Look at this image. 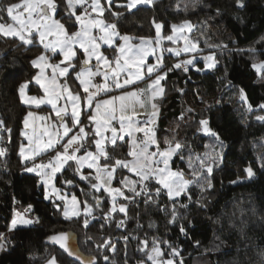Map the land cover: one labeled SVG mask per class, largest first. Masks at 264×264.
Here are the masks:
<instances>
[{
  "label": "trees",
  "instance_id": "trees-1",
  "mask_svg": "<svg viewBox=\"0 0 264 264\" xmlns=\"http://www.w3.org/2000/svg\"><path fill=\"white\" fill-rule=\"evenodd\" d=\"M17 1L0 0V7ZM126 2L113 0L110 7L105 5L103 19L107 24L115 23L119 34L135 40L155 37L158 23L163 25L165 37L174 25L185 21L193 23L199 35L201 28L210 31L214 46L204 53L214 55L216 65L212 70L203 71L201 59L194 66L187 65L188 70L184 71L173 66L182 63L185 56H165L162 71L173 70L167 72L163 81L164 94L158 99L160 110L155 125L161 147H167L165 138L173 145L176 142L182 145L171 165L182 170L193 183L187 195L174 200L165 191L156 203L149 204L144 203L143 195L127 201L120 197L117 206L127 205V214L117 208L108 218L112 208L110 196L93 189L89 180L81 179L82 173L71 161L57 175L55 183L61 190L75 194L83 206L87 201L94 214L65 219L61 205L46 200L40 177L26 170L29 163L20 155L23 121L29 108L22 102L19 88L28 82L31 95L43 94L35 82L37 69L32 61L44 49L35 40L33 45H25L16 38L0 36V120H3L0 148L6 149L0 156V241H4L0 264H47L52 258L58 264H78L45 244L50 235L68 231L78 236L80 250L94 257L97 264L147 263L153 239L163 252L161 258L174 259L175 264L181 259L183 264H264V119H258L264 117L261 107L264 70L259 73L252 67L254 62L264 61V0H244V7H238L236 0H156L133 11L124 7ZM56 3V17L70 33L74 32L78 24L74 17L67 18L65 0ZM80 11L78 8L77 13ZM0 16L7 20L6 13L0 12ZM112 50L115 48H104L110 56ZM70 76H74L73 71ZM73 89L77 91L75 84ZM87 115L89 112H84L81 117L88 131L85 149L93 145V126ZM201 120L208 121L207 127L218 138L203 131ZM107 150L110 157L131 159L127 140ZM205 153H210L212 158ZM197 156L204 160V165L196 160ZM190 157L192 167H189ZM103 163L111 165L113 161ZM207 167L212 168L211 173L206 171ZM247 168L253 170V177L248 178ZM193 170L198 175L193 176ZM83 173L95 183L87 170ZM121 179L140 178L118 168L114 184L121 186ZM146 183L151 189L160 187L154 181ZM136 187L139 190L143 185ZM123 189L126 196H132L128 189ZM16 209L30 210L36 223L10 231ZM85 219L87 227L83 223ZM120 220L125 222L123 227H117ZM172 248L179 250L178 257L171 255Z\"/></svg>",
  "mask_w": 264,
  "mask_h": 264
},
{
  "label": "snow or ice",
  "instance_id": "snow-or-ice-1",
  "mask_svg": "<svg viewBox=\"0 0 264 264\" xmlns=\"http://www.w3.org/2000/svg\"><path fill=\"white\" fill-rule=\"evenodd\" d=\"M109 6L112 4V0H107ZM153 0H129V2L124 5L128 10L136 8L139 4H150ZM66 8L68 10V19L75 18V22L79 23V30L69 33L65 28V25L60 22V20L55 19V14L57 10L56 0H22V3H12L0 7V12L6 13L10 19L13 21V24L0 23V34L3 36H12L18 38L25 45H33L34 40L43 46V49L47 52L50 51L53 54H56L57 50L63 54L64 63L68 62L67 66L60 67L59 64L52 65L49 64V57L45 54H41L35 60L32 61V64L35 67L41 68V74L35 76V82L38 85L43 87V91L46 94L47 99L37 98L36 96H31L24 98L25 89L28 87V82L22 84L19 88V92L22 98V102L25 104H35L39 107L43 103H48L55 108L56 116L60 117L59 127L57 124H51L49 127L54 129L53 133H49L48 128H45L43 131L37 132L36 129H33L31 134L25 132L24 135L28 140V148L31 153L29 156H25V147L22 145L20 148V155L25 159L31 160L32 167L27 168L29 172L37 171L39 175L47 176L48 173L44 169H50L52 174L61 171L62 167L67 164L69 161H75L77 165L83 166L87 164L89 169L96 168V175L93 177L97 181H102L110 184L113 179V173L116 171V168L127 169L129 172H134L140 179L138 181H129L128 179H121L119 183L128 188V191L132 193V196H126L125 193L120 188H110L108 191L114 193L111 196L113 201V207L111 211L107 214L108 218H111L112 213L117 211L116 199L117 197H123L126 201L133 200L137 196L143 195L144 203H156L157 198L160 196L162 191H165V194L170 200H174L181 196V194L187 195L189 186L193 181L187 179L182 170L173 171L169 166V161L177 154V152L182 148V145L179 142H176L173 145V142L165 138L164 144L167 145L164 149L160 148L159 142L155 138V132L148 128L149 123H155V120L158 116V106L155 103L151 104L153 112L151 116L143 121L137 119L136 106L143 108L145 106V101L141 97L147 92L148 101H151L157 96L163 93L164 89L161 87V81L166 79L167 72L172 71L173 68H169L167 71H160L163 67L161 61L162 56H157L156 65H147L146 58L150 54H155V49L150 48L146 45L144 40H141L139 44L129 43L130 37L120 36L119 32L116 30V24H106L102 19L92 18L91 12H96L99 10L100 14H103V7L100 3V0H65ZM238 7H244V0H236ZM77 7L81 8L82 11L78 15L76 13ZM219 12V10H217ZM114 15L120 16L121 13H115ZM87 17V18H86ZM3 20V17L0 16V21ZM158 33L161 25H156ZM177 26H173L175 31ZM185 28L191 30V22L185 21L183 25L180 26L179 30L183 31ZM93 29H99L102 33L101 35H93ZM120 36V39L124 41L123 44L118 46L119 55L114 57L113 60H109L103 52H101V44L112 47L114 38ZM51 37V39H49ZM168 40H173V36H168ZM77 45L83 50V55L86 56V59L82 62V67L80 72L77 74V79L79 83L83 86L84 92L87 94V107H93V100L101 92H110L113 88L123 89L126 86L133 85L137 81H142L145 79V74L142 73L141 66L144 65L146 68V75L150 81L147 85V88H137L132 91H126L118 96H111L109 99H102L95 103V115H87L89 121L94 122V126L91 128L92 131V142L95 145L96 152L88 151L85 149V154L77 157V153L80 152L81 148L84 147L82 141L88 138V133L85 131V126L82 125L80 121V95L72 94L68 85H60L57 83V71L60 76H64L68 73L70 67H74L71 64L73 58L76 57V52L73 50ZM168 51H173L168 49ZM183 51H191V47L185 45ZM180 51H175V55L179 56ZM95 58V71L89 67L91 60ZM208 63V67H214V58L212 56L205 58ZM184 65V71H187V65H192L193 60H187L182 62ZM114 65V66H113ZM182 64L177 63L173 67L181 68ZM51 67L52 76L47 84H41L42 80L47 79L43 75V68ZM258 72L264 70V61L258 63L254 62L252 65ZM135 68L136 71L132 72L131 69ZM121 73H125L126 76L121 80ZM96 76L103 77V84L93 83V78ZM154 77V78H153ZM111 78V79H110ZM89 87L95 89L94 92L89 93ZM62 91L67 92V100L71 101L72 104V120L73 125L76 128L73 131V128L67 126L64 122L61 113L67 112V107L62 106L56 108V103L62 98ZM242 98L243 91L241 90ZM118 102V103H117ZM251 108V106H249ZM261 107H264L262 105ZM33 116L32 112H28L23 123L25 127H29L28 117ZM182 118V117H181ZM44 119V117H40ZM258 119H264V117H258ZM113 121L116 124H113ZM201 125H203V131L209 132L212 136L218 138V134L211 131L207 127L208 121L201 120ZM0 125H3V120H0ZM118 125V127L116 126ZM60 128L63 129L62 133ZM11 131L10 129H6ZM110 132V136L105 137V133ZM72 133V135H69ZM137 133H143V136L137 140ZM49 136V139L46 143L43 142V138ZM125 136L130 140L128 156L131 159L121 160L115 156H109L104 141L107 139L108 144L114 149L118 146V141L121 143H126ZM54 137H59L55 139ZM67 137V140L64 138ZM96 137H99L98 139ZM59 144L62 151H57L55 157L50 159L47 163H35V157L41 155L46 149L55 150L56 145ZM156 145L155 151H149V149ZM211 147V146H209ZM71 150V152H70ZM6 152V149L0 148V156H3ZM219 155V154H218ZM205 156L211 159L210 153H205ZM100 157H103L105 161L111 160L113 163L110 165L105 163L102 167L97 166V161ZM181 159L184 157L181 156ZM196 160L200 162L201 165H204V160L197 156ZM192 159L189 158V167H192ZM264 167V165H262ZM79 170V169H78ZM206 171L208 173L212 172L211 167H207ZM248 178L254 176L253 170L251 168L245 169ZM202 174V173H201ZM193 176L198 175L195 170L192 172ZM81 179L89 180L90 185L93 189L97 191L100 190L101 183H91V179L88 176H81ZM154 181L160 187L154 189L149 188L148 183ZM71 183V181H68ZM235 183V182H233ZM136 184H141L139 190H137ZM208 187H211L209 182ZM59 191V190H55ZM87 194V193H86ZM64 199L63 196L59 197ZM190 199V196L188 197ZM93 199H97L93 197ZM85 208L83 213L87 216H91L93 213L92 206L88 205L87 201L83 202ZM119 212L127 214V205H120ZM173 215L172 220L176 219V210L173 205L172 209ZM63 215L65 218L79 217L81 215V210L79 208V202L76 197H72L71 201L63 209ZM23 224H30V220H22ZM84 226L87 227L88 220H84ZM124 220L117 222V227L124 226ZM17 226V220L13 219L11 222V228L15 229ZM181 232H184V228L181 227ZM2 236V234H0ZM50 240L58 243L69 256H76L79 259V254L74 247L69 244L70 237L67 233H59L52 237H49ZM127 240V237H124ZM199 242H197L198 244ZM148 241H143L144 248H147ZM158 241L153 239V247L150 250V254H147V260L151 261L152 264H175L174 259H167L163 262L159 261L157 258L163 256V252L156 245ZM171 247V245H169ZM0 250L3 249V245H0ZM115 251V249H113ZM171 255L173 257H178L180 255L179 250L172 248ZM107 260L108 257H105ZM48 264H56L55 258L50 260ZM87 264H93L92 261L87 262ZM143 264V262H140ZM179 264H183L182 259Z\"/></svg>",
  "mask_w": 264,
  "mask_h": 264
},
{
  "label": "rangeland",
  "instance_id": "rangeland-1",
  "mask_svg": "<svg viewBox=\"0 0 264 264\" xmlns=\"http://www.w3.org/2000/svg\"><path fill=\"white\" fill-rule=\"evenodd\" d=\"M154 1H156V0H153V2ZM112 2H113V0H112ZM128 2H129V0H127V2L125 4H123V5H126ZM16 3H22V0H19ZM89 3H91V0H89ZM100 3L102 5L103 9L105 8V5L109 6L107 0H100ZM140 5H147V4H139V5L136 6V8L138 6H140ZM78 8L79 7H77V9H76V13H77ZM136 8H133V9H131L129 11H133ZM81 11H82V9H81ZM81 11L79 13H77V14L79 15L81 13ZM89 12H91L92 18L102 19L105 22V20L103 19V14L101 15L99 10L96 11V12H92V10L89 9ZM103 13H104V11H103ZM6 17H7V20H5V21L2 20V21H0V23L13 24V21L10 19V17L7 14H6ZM54 18L58 19L56 17V14H55ZM58 20H60V19H58ZM60 22L65 25V23L62 20H60ZM76 23L78 24V28L75 31H78L79 30V23L78 22H76ZM184 23L174 25V26H177L175 31L173 30V27H172V32L170 33V35L173 36V40H171V41L167 39L168 36L167 37L164 36V34H163V25L161 23H158L159 25H161V28L159 29V33H158V30H157V27H156L155 37H153V38H142V39H139V40H135L131 36H128V35H126V36L130 37L129 43H131V44H134V45L135 44H139L141 42V40H144L148 47L155 49V54H150L146 58V64L147 65H156L158 63L157 62V56L159 55V56H162L161 63L163 65V67H164V65H165V63H164L165 56L166 55H173L175 57L185 56L183 59H181L182 62L190 60V59L193 60L192 66H194L197 61L202 59V60H204L203 61L204 62L203 71L212 70L215 67V65H216L215 59L213 61L214 62V67H208L209 61H207L205 58L209 57V56H212L214 58V55L212 53H204L205 49L206 50H210L214 46V43L212 42V40L210 38L209 29L207 27L204 28V29L201 28L200 32L202 34L199 35V33H197V31L195 32L196 26L193 25V23H191V25H192L191 30L185 28L183 31H180L179 28ZM65 28L67 29L66 25H65ZM101 34L102 33L100 32L99 29H93V35H101ZM0 36L6 37V36H3L2 34H0ZM120 36H125V35L120 34ZM120 36L114 38V42H113V46L112 47H109V46L103 44L102 42L98 41V43L101 44V48H100L101 52H103L104 55H106L110 61L113 60L114 57L119 55L118 46L124 43V41L122 39H120ZM201 36H203V38ZM6 38H16V37L7 36ZM16 39H18V38H16ZM49 39H51V37ZM185 45H188L189 47H191V51H187V52L183 51ZM104 48H109V49L115 48V50L111 51L113 55L111 54L112 56H110L106 51H104ZM168 49H172L173 51H168ZM73 50L76 52V57L73 58V60L71 61V64L74 65V67H70L68 73L66 75H64V76H60L59 72L57 71V83L60 84V85L67 84L72 94H79L80 95V98H81L80 99V106H79V110H80V117L79 118H80V121H81L82 114L84 112H86V113L89 112V114H92V115L96 114L94 105H95V103L97 101L102 100V99H109L111 96H118V95L123 94L126 91H132V90H135L137 88H147V85L150 82L148 80V78H147V75H146V68L144 67V65H142L141 66V70H142V73L145 74V79L144 80L137 81L135 84L126 86L123 89H115V88H113L110 92H107V93L101 92V93L98 94L99 97H95L96 99L93 100V107L92 108H88L87 107V102L84 100L86 93L83 90V86L79 83V81L77 79V74L80 72L81 67H82V62H83V60L86 59V56L82 54L83 50L79 48V45H77ZM175 51H180L181 54L179 56H177V55H175ZM42 54H45V55H47L49 57V64H52V65L59 64L60 67H65L68 64V62H66V61L64 63H61L62 61H64V57H63V54L59 52V50H57L56 54H53L50 51L46 52L44 50ZM79 54H82V57H80ZM78 58H81L79 60L80 62L76 61V59H78ZM95 64H96V60H95V58H93L88 66L91 67L93 69V71H95V67H94ZM78 65H79V69L76 70L75 67L78 66ZM163 67L160 69V71H162ZM36 69H37L36 76H38V75L41 74V68L36 67ZM72 71H73L74 76H70ZM131 71L135 72L136 69L133 68V69H131ZM260 72L261 71H259V73ZM43 75L47 79L42 80L41 84H47L48 81L51 79V76H52V68L51 67H44L43 68ZM125 76H126L125 73H121V80H123L125 78ZM96 77H94V78H96ZM102 81H103V77H102ZM103 83H104V81H103ZM74 84H75V86H77V91L75 89H73ZM39 86L41 87V90L43 92L42 95H39V96L31 95L29 92H27V90H28V87H27L25 89L24 98H28V97H31V96H36L37 98L47 99L46 94L43 91V87L41 85H39ZM161 87H163L162 83H161ZM163 89H164V87H163ZM94 91H95V89L89 87V93L94 92ZM163 93H164V91H163ZM163 93L160 94V95H157L151 101V103L147 102L149 93L146 92L141 97V99L145 101V106L143 108L139 107V105L136 106L137 119H139L141 121V124H143V121L145 119H147L148 117L151 116V113L153 112V108L151 107L152 103H155L158 106V110H160L158 103L155 102V99L161 97L163 95ZM67 95H68L67 92H63L62 91V98L57 101L56 108H59V107H62V106H66L67 107V112L66 113H61V116L63 117L64 122L67 124V126L70 127V128H73V131H75L76 128L73 125L72 114H71L72 113V104H71V101L66 99ZM21 100H22V98H21ZM28 105H29V109H28L27 113L28 112H32L33 116L28 117L29 127L26 128L25 125H24L23 126V131H22L24 141L21 144V146L23 145L25 147V153H24L25 156H29V155H31V153H30L29 148H28V140H27L26 136L24 135V133L27 132V133L31 134L33 129H36L37 132H40V131H43L45 128H48L49 133H53L55 130L52 129L51 127H49V126L51 124H57V127H59V120H60V117L56 116V114H55L56 110H55V108H53V106L51 104L43 103L39 107H37L35 104H28ZM27 113H26V116H27ZM158 114H159V111H158ZM40 117H44V119H40ZM88 122L92 126H94V122L89 121V120H88ZM113 124L115 125L116 122L113 121ZM82 125L85 126V131L88 133L86 125L85 124H82ZM155 125H156V120H155V123H149L147 125V127L151 128L155 132ZM116 126L118 127V125H116ZM62 131H63V129L60 128V132L61 133H62ZM69 135H72V133H69ZM136 135H137V140L139 141V139L143 136V133H137ZM108 136H110V132H106L105 133V137H108ZM54 138L55 139H59V137H54ZM96 138L98 139L99 137H96ZM155 138L157 140L156 132H155ZM48 139H49V136H45L43 138V142L46 143L48 141ZM64 140H67V137H65ZM86 140L87 139L82 141L83 145L86 144ZM126 140L128 141V146H129L131 142H130V140H129V138L127 136H125V141ZM118 143H119V141H118ZM104 144H105V148L107 150V147L110 146L108 144L107 139H105ZM159 145H160V143H159ZM160 148L164 149L161 146H160ZM86 149L88 151H92L94 153L96 152V148H95L94 144L91 147H87ZM83 150H85V146L83 148H81L79 153L76 154L77 157H80V156L85 154V151H83ZM155 150H156V145H153L149 149V151H155ZM57 151H62V149H61L59 144L56 145L55 150L46 149L41 155L35 157V163H47L50 159L55 157ZM70 152H71V150H70ZM107 152H108V150H107ZM174 157L175 156H173V158L169 161V166L171 167V169L173 171H177L171 165V162L174 159ZM22 158H23L24 161L29 163L28 168L32 167V163L33 162L31 160L25 159L23 156H22ZM104 160L105 159L103 157H100L99 160L97 161V166L102 167L105 164V163H103ZM69 162H71V161H69ZM73 162H75V161H73ZM65 165L62 167L61 171L56 172L55 174H52L50 169H44V171L48 173L47 176L39 175V174H37V171H32L30 173L36 174V175H38L40 177V181H41V183L43 184V187H44L46 200L52 201L54 203H57L58 206L61 205L62 216L64 218H65V216L63 215V209L68 204V202L71 201L73 196L76 197L77 201L79 202V208L81 210V215L80 216H82V215L83 216H87V215H85L83 213V209L85 208V205L83 206V204L80 201V199L75 194H69L68 192H66L64 190H61L55 183L57 175L62 173V171L64 170ZM75 165H76L77 171L82 173L81 176L85 175L83 173L85 170H87L89 172V176L94 177L96 175V168L95 167L92 168V169H89L87 167V164H84L83 166H79V165L76 164V162H75ZM117 171H118V168H116V171L113 173V179H112V182L110 184H108L106 182L95 180V183H101L102 184L100 190H98V191L103 190L105 193H107L110 196V198H111L112 195H114V193L110 194L108 189H110V188H120L124 193H125V190L123 189V187L125 189H128L127 187H125L123 185L116 186L114 184L115 179H116V172ZM131 173L135 174L134 172H131ZM86 175H88V174H86ZM55 190H59V191L57 192ZM181 195H183V194H181ZM61 196L64 197L63 200L59 198ZM119 198L120 197H117L116 204H115V206L118 209H119V206H117V204H118V199ZM88 205L91 206L90 204H88ZM111 206L113 207L112 199H111ZM93 214H94V210H93L92 215L88 216V217H92ZM74 218H78V217H73V218H70V219H74ZM13 219L17 220L16 228L20 227V226H31V225H34L36 223V221H37L36 217H34L31 214L30 210H28V209H24V211H21L20 209H16L15 212H14ZM65 219H69V218H65ZM22 220H30V221H32V223L23 224L21 222ZM10 228H11V224L9 226V230H10ZM13 230L14 229H12L10 231H13ZM3 244H4V241L3 240L0 241V245H3ZM0 251H2V250H0ZM157 259L159 261H161V262L164 261L161 257H158ZM56 264H58V263L56 262ZM143 264H152V262L148 261L147 263H143Z\"/></svg>",
  "mask_w": 264,
  "mask_h": 264
},
{
  "label": "water",
  "instance_id": "water-1",
  "mask_svg": "<svg viewBox=\"0 0 264 264\" xmlns=\"http://www.w3.org/2000/svg\"><path fill=\"white\" fill-rule=\"evenodd\" d=\"M60 233H67L69 235V237H70L69 244L76 249V251L78 252L79 257H80L79 259H77L76 256H69L68 253L65 252L64 249H62L58 243L49 239V237H52V236L57 235L59 233L53 234V235H50L49 237H47L45 240V244L47 246L57 248L65 256H67L70 260H72L78 264H87V262H89V261H92L93 264H97V260L94 257L87 256L80 250L79 244H78V236L74 232L68 231V232H60Z\"/></svg>",
  "mask_w": 264,
  "mask_h": 264
},
{
  "label": "crops",
  "instance_id": "crops-1",
  "mask_svg": "<svg viewBox=\"0 0 264 264\" xmlns=\"http://www.w3.org/2000/svg\"><path fill=\"white\" fill-rule=\"evenodd\" d=\"M34 67H35V66H34ZM35 68H36V67H35ZM163 81H164V80L161 81L162 85H163ZM93 82H94V81H93ZM94 83H95V82H94ZM102 83H103V82H102ZM102 83H101V84H102ZM37 85H38V84H37ZM39 87H40V86H39ZM163 87H164V86H163ZM40 88H41V87H40ZM27 92H28V90H27ZM163 94H164V93H163ZM162 96H163V95H162ZM162 96H161V97H162ZM86 97H87V95L85 94V98H84V100L87 102V98H86ZM96 97H99V95H97ZM161 97L156 98V99H155V102L158 103V99H160ZM95 99H96V98H95ZM24 104H25V103H24ZM25 105L29 108V105H28V104H25ZM158 115H159V114H158ZM157 119H158V116H157ZM157 119H156V122H157Z\"/></svg>",
  "mask_w": 264,
  "mask_h": 264
},
{
  "label": "built area",
  "instance_id": "built-area-1",
  "mask_svg": "<svg viewBox=\"0 0 264 264\" xmlns=\"http://www.w3.org/2000/svg\"><path fill=\"white\" fill-rule=\"evenodd\" d=\"M181 64H182V66H181L180 69H184V65H183V63H181ZM187 68H188V66H187ZM93 81H94L95 83L101 84V83H102V77H101V76H97L96 78H93Z\"/></svg>",
  "mask_w": 264,
  "mask_h": 264
}]
</instances>
